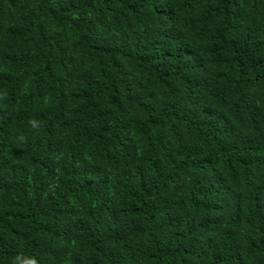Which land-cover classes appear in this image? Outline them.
<instances>
[{"label":"trees","instance_id":"obj_1","mask_svg":"<svg viewBox=\"0 0 264 264\" xmlns=\"http://www.w3.org/2000/svg\"><path fill=\"white\" fill-rule=\"evenodd\" d=\"M31 259L264 264V0H0V264Z\"/></svg>","mask_w":264,"mask_h":264},{"label":"clouds","instance_id":"obj_2","mask_svg":"<svg viewBox=\"0 0 264 264\" xmlns=\"http://www.w3.org/2000/svg\"><path fill=\"white\" fill-rule=\"evenodd\" d=\"M29 123L31 124V126L33 127V128H36V122L35 121H29ZM20 139H24V137H20ZM28 264H37V261L35 260V259H31L29 262H28Z\"/></svg>","mask_w":264,"mask_h":264}]
</instances>
